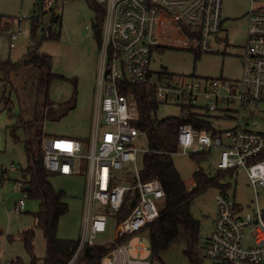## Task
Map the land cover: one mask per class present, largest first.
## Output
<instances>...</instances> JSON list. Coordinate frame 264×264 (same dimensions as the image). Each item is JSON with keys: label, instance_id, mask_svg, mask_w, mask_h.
Instances as JSON below:
<instances>
[{"label": "built area", "instance_id": "1", "mask_svg": "<svg viewBox=\"0 0 264 264\" xmlns=\"http://www.w3.org/2000/svg\"><path fill=\"white\" fill-rule=\"evenodd\" d=\"M66 0H55L59 5ZM105 10L97 76V105L87 154L88 190L86 224L78 252L96 243L111 218L119 214L133 190L138 202L130 213L115 220V239L108 264H150L131 256L127 240L157 220V200L165 197L162 182L143 180L138 154L153 151L149 136L135 124L140 108L132 86L150 85L156 102L176 104L184 118L209 119L214 128L185 121L178 128V150L196 155L219 149L217 170L243 168L256 190L264 189V6L252 2L243 54L241 78L232 83L221 78H198L175 73L155 74L153 50L160 47L214 52L212 39L222 28L223 0H96ZM254 1V0H253ZM60 22V19H56ZM88 27V26H87ZM45 34H49L45 29ZM1 34V33H0ZM22 34L9 30L10 47ZM215 120L232 122L218 129ZM255 124H261L255 129ZM214 130V131H212ZM144 138L146 147L136 140ZM84 142L66 136H47L42 150L45 167L63 175L76 170ZM158 151V150H156ZM200 168L198 167V170ZM26 196L16 204L25 208ZM257 199V198H256ZM213 230L206 239V256L221 264H264V212L258 206L245 211L228 190L216 195ZM131 248L148 249L139 239Z\"/></svg>", "mask_w": 264, "mask_h": 264}, {"label": "rangeland", "instance_id": "2", "mask_svg": "<svg viewBox=\"0 0 264 264\" xmlns=\"http://www.w3.org/2000/svg\"><path fill=\"white\" fill-rule=\"evenodd\" d=\"M37 2L38 0H0V62L18 63L29 53L33 17L41 16L42 27L39 28L38 35L42 36L43 28L50 26L54 16L59 15L61 25L56 26L59 37L43 40L37 52L51 55L52 72L65 79L55 80L47 95L45 91L40 90L39 77H47L45 71H41L42 67H39L38 63H30L11 72L6 82H0V264H4V246L9 247L5 254L7 257L5 264L18 260L26 264L31 262V255L26 250L21 234L25 229L32 227L36 229L34 249L38 264H44L47 251L43 232L34 225L33 213L39 211L40 201L28 197L25 199V209L22 211L16 209L17 202L24 197L17 180L22 178V173L28 166L24 141L31 134H27L24 128H19L16 132L18 139H15L11 130L16 123V117L12 115H22L26 119L45 115L39 126L45 133L80 139L84 142L82 156L76 161L75 172L71 175L52 172L49 180L55 189L65 192L64 199L69 205V210L60 217L58 237L78 240L86 224L89 168L87 154L93 135L97 76L101 57L100 41L94 26L98 19L97 11L89 4V0H66L59 5L55 0H46L42 11H39ZM252 2L256 7L264 6V0H223L222 28L212 39L214 52H196L175 47L156 48L151 58L152 71L155 74L175 73L198 78H221L236 83L243 71L248 12ZM8 25L11 30L22 31L14 48L10 47ZM4 77L0 65V80ZM9 98L10 107H6ZM62 102L67 104L75 102V107L61 115L65 107L60 106ZM49 110H54V114L48 115ZM179 114L180 107L172 103L161 104L157 110L159 118ZM214 126L218 129H227L234 125L232 122L215 120ZM260 127L261 124H255V129ZM136 143L140 147L147 146L144 138L137 139ZM144 155L143 152L138 154L137 162L140 168L144 163ZM218 156V148H213L210 157L200 162L190 154H173L175 166L188 191L196 188L194 172L198 167H201L209 177L215 175ZM222 181L230 184L227 190L245 211L256 208L258 199V206L264 212V189L258 187L256 194L243 168H239L233 176L223 178ZM220 189L217 186H209L195 196L191 205L192 213L200 221L199 236L204 255L202 264H221L208 258L205 253L206 239L213 230L217 212L216 195L220 193ZM157 205L163 209L165 201L157 200ZM113 229L114 226L105 234L98 235L96 241L105 243L113 240ZM137 239L144 241L148 248L151 247L148 230L136 233L130 241ZM186 248V238L181 231L169 249L162 253V260L156 259L153 264H190L184 253ZM130 253L132 257H136L132 249ZM144 258L151 259L149 254L144 255ZM108 261L107 255L102 259V264H108Z\"/></svg>", "mask_w": 264, "mask_h": 264}, {"label": "trees", "instance_id": "3", "mask_svg": "<svg viewBox=\"0 0 264 264\" xmlns=\"http://www.w3.org/2000/svg\"><path fill=\"white\" fill-rule=\"evenodd\" d=\"M45 1L38 0L39 11L44 9ZM89 4L97 11L98 19L94 23V26L97 37L101 42L105 10L98 5L96 0H89ZM57 17L58 19L61 18L59 15L54 16L51 25L43 28L42 36L38 35V30L42 27L41 16L38 15L32 18V44L30 51L18 63L0 62L5 75L0 82H6V80H9L11 72L30 63H38L39 67H42L41 71H45L44 74L47 77L39 78L40 90L45 91L47 95L55 80L65 79L63 76L52 72L53 59L51 55L37 52V48L43 40L59 37L57 27L61 25V20L57 23ZM45 29L48 30V35L44 33ZM7 30H11L9 25L7 26ZM132 89L136 92L140 108V116L135 121V124L147 132L150 146L153 148V151L144 155L141 177L143 180L158 178L162 182L165 191V197L163 198L165 206L163 209H160L161 215L157 220L148 225V235L151 242V260L152 262L156 259L162 260V253L169 249L170 245L182 231L187 243L184 253L188 257L190 264H202L204 255L201 250L199 236L200 221L192 213V202L198 193L209 186H217L222 190H227L230 184L223 182L222 179L230 175L233 176L235 171L217 170L214 176L209 177L202 169H197L194 172L196 188L188 191L184 179L175 166L173 154L170 153L178 150L177 135L179 125L185 121H192L197 127L212 129L214 128L212 123L209 119L204 118L192 119L180 116L159 118L157 110L160 105L155 101L150 85L132 86ZM10 103L11 99L9 98L6 101V107H10ZM66 104V102L60 103V106H65L61 115L75 107V102ZM49 111L48 115L54 114V110ZM12 116L16 117V123L11 130L15 139H18L16 132L19 128H24L27 134H31L24 141L28 154V166L24 169V179L22 182L26 198H35L40 201V209L38 212L33 213V216L35 226L41 228L47 243V255L44 264H67L74 257L78 249L79 239H61L57 234L60 217L69 210V205L64 199L65 192L55 189L52 185L49 180L52 172L44 164L42 142L49 135L39 126L45 119V115L36 116L35 119H26L22 115ZM193 156L198 162L206 158L204 155L196 154ZM138 199V192L136 190L130 191L126 195L122 209L115 220L125 218L138 202ZM111 220L113 221V219ZM21 237L26 250L31 255L32 260L29 264H38V258L34 249L36 229L32 227L24 230ZM111 249L112 245L86 244L73 264H101L102 259ZM15 264L26 263L18 260L17 262L15 261Z\"/></svg>", "mask_w": 264, "mask_h": 264}, {"label": "crops", "instance_id": "4", "mask_svg": "<svg viewBox=\"0 0 264 264\" xmlns=\"http://www.w3.org/2000/svg\"><path fill=\"white\" fill-rule=\"evenodd\" d=\"M49 136H60V135H51V134H48ZM197 155H204V156H206V158L205 159H208L209 157H210V155H211V152L210 153H208V152H204V153H200V154H197ZM202 160H204V159H202ZM201 160V161H202ZM200 169H202L201 167H199ZM203 170V169H202ZM217 171V170H216ZM216 171H215V173H216ZM8 172V171H7ZM23 175H24V173H22V178L21 179H19V180H17V184H18V186L20 187V189L22 190V192L25 194V192H24V188H23V179H24V177H23ZM2 177L4 178V175H2ZM24 196V195H23ZM28 198V197H27ZM26 198V199H27ZM25 207H26V204H25ZM25 209V208H24ZM23 209V210H24ZM111 219H113V218H111ZM110 219V221H109V225H108V227H107V230L105 231V232H100V233H98V235H100V234H105L111 227H113L114 226V229H113V232H114V234H113V237H114V239H115V219H113V221ZM34 222H35V220H34ZM213 224H214V221H213ZM34 225H35V223H34ZM25 230H27V229H25ZM143 230H148V226L147 227H145L144 229H142L141 231H139V232H143ZM43 232V231H42ZM138 232V233H139ZM97 235V236H98ZM134 236V235H133ZM10 237V236H9ZM81 238V237H80ZM131 238V237H130ZM130 238L127 240V244L130 246V251H131V249L133 250V252H134V254H135V256L136 257H134L135 259H140V260H142V261H150V264H153L154 262H152V260L149 258V259H146V258H144V255H146V254H149L150 255V257H151V249L150 248H148L146 251H143V252H137L135 249H133V248H131V246L135 243V242H137L139 239H137V240H135V241H133V242H131L130 241ZM9 239H11V238H9ZM96 239H97V237H96ZM114 239L113 240H111V241H107V242H103V243H99V242H97L96 241V243L95 244H108V243H110V245H112L113 246V241H114ZM79 242H80V239H79ZM25 245V244H24ZM94 245V244H93ZM79 247V246H78ZM8 246H4V252H3V254H4V264L5 263H7V257H5V254H6V252H8ZM83 250V249H82ZM81 250V251H82ZM81 251H79L78 252V249H77V251H76V253H75V255H74V257L67 263V264H73L75 261H76V259H77V257L79 256V254H80V252ZM109 254H110V252L107 254L108 255V258H109ZM46 255H47V251H46ZM76 255H77V257H76ZM106 255V256H107ZM45 258H46V256H45ZM45 258H44V261H45ZM11 264H15V262L14 261H12L11 262ZM101 264H102V262H101Z\"/></svg>", "mask_w": 264, "mask_h": 264}]
</instances>
